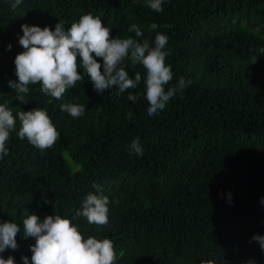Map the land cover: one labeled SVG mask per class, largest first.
<instances>
[{"label":"trees","instance_id":"16d2710c","mask_svg":"<svg viewBox=\"0 0 264 264\" xmlns=\"http://www.w3.org/2000/svg\"><path fill=\"white\" fill-rule=\"evenodd\" d=\"M13 2L0 0V104L16 118L8 155L0 159V222L11 220L21 232L18 249L0 255L15 264L27 256L31 264L35 239H24L22 222L27 210L41 220L71 219L85 239H110L114 264H264V251L252 241L264 236V0H164L160 13L146 0H22L14 11ZM89 13L100 16L111 38L154 46L156 34H165L174 73L168 87L180 77L191 84L149 116L146 70L127 60L129 76L139 71L142 80L119 96L116 89L98 93L80 67L84 78L60 100L37 83L29 85L27 104L18 101L9 81L18 82L21 25L54 31L62 22L67 30ZM153 23L158 27L151 30ZM133 24L142 36L129 32ZM129 93L138 95L136 102ZM65 103L83 104L84 114L72 118L61 111ZM36 107L47 109L60 133L46 151L18 136L19 111ZM137 137L143 156L130 151ZM89 193L108 197L107 225L76 217Z\"/></svg>","mask_w":264,"mask_h":264},{"label":"clouds","instance_id":"9594fccd","mask_svg":"<svg viewBox=\"0 0 264 264\" xmlns=\"http://www.w3.org/2000/svg\"><path fill=\"white\" fill-rule=\"evenodd\" d=\"M21 3L22 0H14L11 4L12 10H16ZM163 3L164 0H146L147 7L157 13L163 11ZM157 27L153 23L150 29ZM21 29L23 36L19 37L18 41L23 51L17 54L14 60L18 82L9 81V87L18 93L17 100L24 104L28 103L25 95L29 92V85L37 83L40 84L43 94L60 100L67 89L74 88L76 83L84 78L78 71L80 67L84 69L98 93L116 89L115 95L119 96L129 89H135L142 80L139 71L135 73L134 79L129 76L125 70L127 60H130L133 66L142 65L146 70L144 85L149 116L158 114L178 91L191 84V80L185 81L184 77H180L177 85L168 87L174 73L166 63L169 52L164 50L168 43L165 34H156L154 46L147 39L139 42L132 37L111 38L112 30L104 26L100 16L91 13L80 16L78 22H73L67 30L62 22L56 25L54 31L50 27L41 28L28 24L21 25ZM129 32H135L137 37L143 35L135 24L131 25ZM11 47L9 44V51ZM259 51L264 53V48ZM96 58H102L103 63H99ZM256 62L257 58L253 56L252 64ZM127 99L136 102L138 95L129 93ZM61 111L67 112L72 118H79L84 114L85 106L65 103L61 105ZM131 115L129 112L128 116ZM18 118L19 138L27 139L28 143L38 150L46 151L52 148L60 137L46 108L21 110ZM15 128L16 118L12 109L6 103L0 104V159L8 155L6 142ZM129 147L130 151L143 156L144 149L139 137L133 139ZM94 187L100 191L99 185ZM261 204H264V198L261 199ZM108 205L107 196L89 193L82 209L75 215L86 218L89 225L105 226L109 222ZM24 215V239H35V244L30 249L31 264H114L117 259L113 241L107 238L100 240L94 236L85 239L79 226L69 218L55 214L41 220L35 214L30 215L27 210ZM20 232L19 224L11 220L0 222V254L9 248L18 249L16 238ZM252 241L258 242L264 251V236L255 235ZM22 260L23 264H29L27 256L22 257ZM0 264H15V259L11 256L4 259L0 255ZM201 264H215V260H203ZM249 264H255V261H249Z\"/></svg>","mask_w":264,"mask_h":264}]
</instances>
